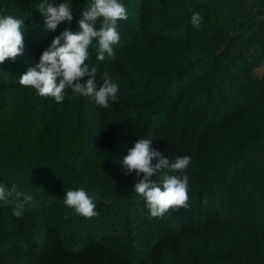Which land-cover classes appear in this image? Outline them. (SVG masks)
Returning a JSON list of instances; mask_svg holds the SVG:
<instances>
[{"label": "trees", "instance_id": "16d2710c", "mask_svg": "<svg viewBox=\"0 0 264 264\" xmlns=\"http://www.w3.org/2000/svg\"><path fill=\"white\" fill-rule=\"evenodd\" d=\"M42 2L61 0H0L26 46L0 65V185L32 196L21 218L0 202V264H264V0H120L115 58L99 61L94 41L87 61L119 85L109 108L20 85L94 0H69L74 19L54 32ZM139 138L192 157L187 209L150 217L122 164ZM81 187L99 215H70L64 195Z\"/></svg>", "mask_w": 264, "mask_h": 264}, {"label": "clouds", "instance_id": "9594fccd", "mask_svg": "<svg viewBox=\"0 0 264 264\" xmlns=\"http://www.w3.org/2000/svg\"><path fill=\"white\" fill-rule=\"evenodd\" d=\"M37 9L44 16L47 31L54 32L62 22L70 25L74 19L73 5L69 0H61L55 5L42 2ZM127 18V9L120 0H94L82 12V18L78 21L80 30L72 31L69 26H65L42 51L39 61L19 77L20 85L34 89L41 97L52 98L57 103H62L70 90L75 97H90L98 107L109 108L110 102L120 99L119 85L112 81L107 70L100 75L102 83L97 82L98 69L87 63L89 49L95 41L99 61H104L105 55L114 59L113 45L120 42L118 21ZM202 20L200 12H194L191 25L198 30ZM24 28V19L0 15V65L9 59L14 62L24 53ZM191 163L192 157L189 155L170 160L153 147V140L148 138L137 139L122 159L126 169L124 175L135 172L139 178L134 191L145 201L151 218H162L170 209L179 211L189 207L187 169ZM154 175L158 178L152 179ZM10 200L15 204L12 215L21 218L24 206L32 200V196L20 191L16 184L10 188L0 185V202L6 206ZM63 203L71 209L72 216L92 218L99 215L95 198L89 196L82 187L68 190ZM70 215L65 214L64 219H69Z\"/></svg>", "mask_w": 264, "mask_h": 264}, {"label": "rangeland", "instance_id": "374dc122", "mask_svg": "<svg viewBox=\"0 0 264 264\" xmlns=\"http://www.w3.org/2000/svg\"><path fill=\"white\" fill-rule=\"evenodd\" d=\"M262 69H263L262 66H258L256 68H254L253 69L254 75L257 76V77H259L261 75V73H262Z\"/></svg>", "mask_w": 264, "mask_h": 264}, {"label": "water", "instance_id": "95a60500", "mask_svg": "<svg viewBox=\"0 0 264 264\" xmlns=\"http://www.w3.org/2000/svg\"><path fill=\"white\" fill-rule=\"evenodd\" d=\"M246 1V0H245Z\"/></svg>", "mask_w": 264, "mask_h": 264}]
</instances>
